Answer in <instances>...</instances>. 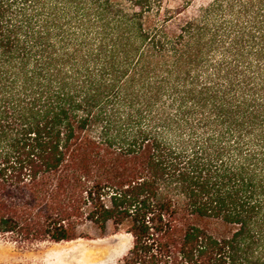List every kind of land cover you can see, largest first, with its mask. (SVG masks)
I'll list each match as a JSON object with an SVG mask.
<instances>
[{
	"label": "trees",
	"instance_id": "1",
	"mask_svg": "<svg viewBox=\"0 0 264 264\" xmlns=\"http://www.w3.org/2000/svg\"><path fill=\"white\" fill-rule=\"evenodd\" d=\"M86 228L264 264V0H0V238Z\"/></svg>",
	"mask_w": 264,
	"mask_h": 264
},
{
	"label": "rangeland",
	"instance_id": "2",
	"mask_svg": "<svg viewBox=\"0 0 264 264\" xmlns=\"http://www.w3.org/2000/svg\"><path fill=\"white\" fill-rule=\"evenodd\" d=\"M84 234L89 239H79L69 244L19 245L0 238V264H114L131 247V238L123 231L114 233L110 228L100 237L94 230L86 228ZM88 250H100L101 258L98 260H106H100L103 263L90 261L85 256Z\"/></svg>",
	"mask_w": 264,
	"mask_h": 264
},
{
	"label": "bare ground",
	"instance_id": "3",
	"mask_svg": "<svg viewBox=\"0 0 264 264\" xmlns=\"http://www.w3.org/2000/svg\"><path fill=\"white\" fill-rule=\"evenodd\" d=\"M69 243H72V242H69ZM68 243V244H69ZM100 250H98V251H95V250H88V251H86L85 252V256L90 260V261H93V262H99L100 260H102V259H100V260H98L99 259V257H100V255H101V253L99 252ZM83 253V252H82ZM81 253V254H82ZM68 255V254H67ZM101 258V257H100ZM103 260H106V259H103ZM93 262H91V263H93ZM101 262V261H100ZM99 262V263H100ZM101 263H103V262H101ZM98 264V263H97Z\"/></svg>",
	"mask_w": 264,
	"mask_h": 264
}]
</instances>
